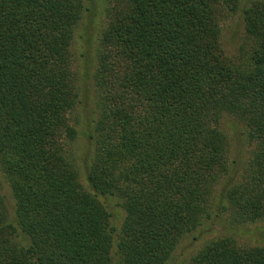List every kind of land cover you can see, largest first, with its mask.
<instances>
[{
  "label": "trees",
  "instance_id": "16d2710c",
  "mask_svg": "<svg viewBox=\"0 0 264 264\" xmlns=\"http://www.w3.org/2000/svg\"><path fill=\"white\" fill-rule=\"evenodd\" d=\"M221 1L235 7L126 0L105 29L91 192L58 137L76 134L68 61L83 0H0V163L15 200L9 219L0 194V264H112L115 254L117 264H168L179 238L212 215L211 184L227 163L225 114L245 124L254 150L243 180L224 185L222 209L240 223L264 216V0L243 9L254 43L243 66L223 54ZM102 195L123 198L117 228ZM190 264H264V245L212 239Z\"/></svg>",
  "mask_w": 264,
  "mask_h": 264
},
{
  "label": "rangeland",
  "instance_id": "374dc122",
  "mask_svg": "<svg viewBox=\"0 0 264 264\" xmlns=\"http://www.w3.org/2000/svg\"><path fill=\"white\" fill-rule=\"evenodd\" d=\"M125 2L126 0H83L81 16L72 28L68 70L76 95L66 117L68 125L75 128L76 134L74 138H70L62 130L58 137L65 157L78 173L82 188L91 192L86 173L94 152L91 134L101 112V59L105 57L103 54L108 53L101 43V38L111 21L119 12H124ZM234 3L235 7L232 9L231 4L226 2L218 6L216 17L220 29L219 39L225 58L236 66H243V61L248 59L254 46L253 40L246 36L243 20V9L250 4V0H235ZM108 59L109 62L112 61L111 57ZM220 126L226 134L227 163L222 176L211 184L212 191L208 196L207 209L212 215L204 216L200 225L179 238L168 264H190L204 244L225 236L232 238L240 247L264 245V216L252 222L240 223L235 213L222 209L220 197L224 185L227 182L236 185L243 180L252 158L254 143L246 135L245 124L236 116L223 115ZM233 158L237 163L232 162ZM1 167L0 163V194L5 202L6 213L9 219H12L15 200ZM99 198L101 199V195ZM102 199L110 212V226L119 227L125 216L121 204L123 198L102 195ZM116 231L114 229L113 235ZM117 262L118 256L112 255V264Z\"/></svg>",
  "mask_w": 264,
  "mask_h": 264
}]
</instances>
